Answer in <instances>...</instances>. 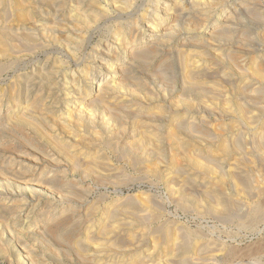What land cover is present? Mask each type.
Masks as SVG:
<instances>
[{"label": "rangeland", "instance_id": "obj_1", "mask_svg": "<svg viewBox=\"0 0 264 264\" xmlns=\"http://www.w3.org/2000/svg\"><path fill=\"white\" fill-rule=\"evenodd\" d=\"M109 1L87 29L64 22L66 34L0 55V264H264V0H203L199 19L180 18V0ZM142 51L148 62L133 61ZM53 59L62 115L17 86ZM69 112L97 133H63Z\"/></svg>", "mask_w": 264, "mask_h": 264}, {"label": "bare ground", "instance_id": "obj_2", "mask_svg": "<svg viewBox=\"0 0 264 264\" xmlns=\"http://www.w3.org/2000/svg\"><path fill=\"white\" fill-rule=\"evenodd\" d=\"M114 1H117V0H114ZM113 1V2H114ZM118 1H120V3L122 2L124 5H122V6H124L125 7V5H127L128 4V2H129V0H118ZM117 1V2H118ZM172 1V0H171ZM179 1V0H178ZM177 1V2H178ZM181 1V3H185V5H187V3L189 4L188 5V8H186V9H184L183 7L182 8H180V6H182V4H180L179 6H178V8H179V14H177L178 16H180V18L181 17H189V16H194L195 18H197V19H199L198 17L201 15H205V14H203V12H202V14L201 13H194V9L196 8V4H201V3H203V0H180ZM216 2L215 0H212V4L214 3V2ZM110 2V1H109ZM111 2H112V0H111ZM110 2V3H111ZM131 2V4H132V0L130 1ZM166 2V1H165ZM176 2V3H177ZM201 2V3H200ZM171 3H174V0L171 2ZM204 3H207V1L206 2H204ZM211 3V2H210ZM114 4V3H113ZM118 4H119V2H118ZM178 4H179V2H178ZM207 4H209V2L207 3ZM116 5H117V3H116ZM0 6H2V9H4L2 12H1V17H0V19H3L4 21L3 22H1L0 23V55L1 56H3V57H6V58H9L12 54H13V52L15 51V50H18V49H21V48H26V47H28V46H30V49L31 48H34L35 47V49H36V45L38 44H36V42H40V41H42V40H53L54 38H55V36H57V34L58 35H60V34H66V30H64L63 28V26H64V24L65 23H68V24H70V25H74L75 24V27H81V29H83L84 27H88L89 26V23H91L93 20H95L96 19V17L97 16H99L100 14V16H102V14H103V10L101 9L102 7H101V4L99 3V0H0ZM103 6V5H102ZM128 6V5H127ZM177 6H175V4H174V6L173 7H176L177 8ZM199 6V5H198ZM7 7L8 8H10L11 9V13H9V14H11V16L10 15H7V13L9 12V11H6L7 10ZM123 7V9L125 10V8ZM155 7V6H154ZM187 7V6H186ZM216 7H218V6H216ZM221 7V6H220ZM120 8V7H119ZM122 8V7H121ZM127 8V7H126ZM129 8V7H128ZM127 8V9H128ZM161 8V7H160ZM103 9H105V8H103ZM118 9V8H117ZM126 9V10H127ZM159 9V8H158ZM174 9V8H173ZM201 9V8H200ZM120 10V9H119ZM174 10H176V9H174ZM174 10H172V11H174ZM214 10V9H213ZM172 11L170 12V13H172ZM199 11H201V10H199ZM106 12V11H105ZM104 12V13H105ZM154 12V11H153ZM204 12L206 13V11L204 10ZM158 13L160 14V12L158 11ZM166 13V12H165ZM169 13V12H168ZM168 13H166V14H168ZM197 14H200L198 17H197ZM206 14H208V13H206ZM213 14V13H212ZM104 15V14H103ZM152 15V14H151ZM171 16H175L176 14L175 13H172V14H170ZM209 15H211V14H209ZM216 15V14H215ZM10 16V17H9ZM158 16V15H157ZM160 16V15H159ZM159 16H158V18H159ZM167 16V15H166ZM177 16V17H178ZM208 16V15H207ZM217 16V15H216ZM223 16H225V17H227L225 14L223 15ZM103 17V16H102ZM165 17V16H164ZM168 17V16H167ZM203 17V16H202ZM210 17V16H209ZM224 17V18H225ZM230 17V16H229ZM229 17H227V18H229ZM100 18V17H99ZM156 18V17H155ZM175 18V17H174ZM173 18V19H174ZM163 19V18H162ZM176 19V18H175ZM187 19V18H186ZM194 19V18H193ZM201 19V18H200ZM230 19V18H229ZM158 19H155V23H156V21H157ZM168 20V19H167ZM167 20H164L163 19V21H160V23H161V25L160 26H158L157 28H153V30L154 31H151V36H157V38L159 39H161L162 37H163V35H162V26H164V25H166L167 24ZM177 20V19H176ZM180 20V19H179ZM191 20V18L189 19V21ZM206 20V19H205ZM226 21H224L223 23L224 24H228V22L229 21H227L228 19H225ZM175 21V20H174ZM194 21V20H193ZM65 22V23H64ZM95 22V21H94ZM131 22H133V21H131ZM196 22V21H195ZM200 22V21H199ZM204 22V21H203ZM202 22V23H203ZM207 21H205V23H206ZM209 22V21H208ZM213 22V21H212ZM211 22V23H212ZM28 23H31V24H28ZM215 23H217V22H215ZM230 23V22H229ZM25 24H28L27 26L25 25ZM131 24H133V23H131ZM138 24V23H137ZM77 25V26H76ZM91 25V24H90ZM139 25V24H138ZM158 25V24H157ZM169 25V24H168ZM174 25V24H173ZM195 25V24H194ZM196 25H199V24H196ZM228 25H230V24H228ZM128 26V25H127ZM153 26V25H152ZM156 26V25H155ZM203 26H205V24L204 25H202V28H204ZM209 26V25H208ZM69 27V26H68ZM67 27V28H68ZM129 27V26H128ZM131 27V26H130ZM210 27V26H209ZM223 27H226V25L225 26H223ZM229 27V26H228ZM73 28V27H72ZM137 28V27H136ZM152 28V27H151ZM151 28H149L150 30H152ZM71 29V27L69 28V30ZM76 29V28H75ZM81 29H79V30H81ZM84 29H87V28H84ZM126 29V28H125ZM131 29V28H130ZM148 29V30H149ZM170 29V28H169ZM168 29V30H169ZM223 29V28H222ZM228 28H225L224 30H227ZM230 29V28H229ZM78 30V31H79ZM117 30V29H116ZM72 31H74L73 29H72ZM172 31V30H171ZM77 32V31H76ZM121 32V31H120ZM125 32V31H124ZM128 32V31H127ZM173 32V31H172ZM224 32V31H223ZM71 33H73V32H71ZM126 33V32H125ZM178 33V32H177ZM216 34V33H215ZM224 34V33H223ZM133 35V34H132ZM235 35V34H234ZM258 35V34H257ZM260 35V34H259ZM64 36V35H63ZM70 36V35H69ZM127 36V35H126ZM133 36H135V35H133ZM150 36V37H151ZM155 36V37H156ZM247 36V35H246ZM261 36H262V34H261ZM39 37H41V39H40V41H37L38 40V38ZM80 37V36H79ZM169 37V36H168ZM170 37H171V35H170ZM245 37V36H244ZM192 38V37H191ZM63 39V38H62ZM158 39H156L157 40V42H156V40L154 41V42H156V43H158ZM253 39V38H252ZM166 40V39H165ZM190 40V42H191V39H189ZM188 40V41H189ZM54 41H56V40H54ZM74 39L72 38V37H69V38H65V39H63V42H65V44L67 43V45L68 44H73L74 43ZM79 41V40H78ZM125 41V40H124ZM127 41H129V40H127ZM131 41V40H130ZM133 41V40H132ZM132 41H131V43H132ZM164 41V40H163ZM61 42V41H60ZM59 42V43H60ZM135 42V41H134ZM159 42H160V40H159ZM184 42H185V40H184ZM124 43H127L128 44V42H124ZM123 43V44H124ZM186 43V42H185ZM81 44V43H80ZM130 44V43H129ZM154 44V43H153ZM153 44H151V46L153 45ZM159 44V43H158ZM157 44V45H158ZM49 45V44H48ZM78 45V44H77ZM160 45V44H159ZM134 46V45H133ZM161 46V45H160ZM190 46V45H189ZM188 46V47H189ZM264 46V45H263ZM66 47V46H65ZM125 47L127 48V46L125 45ZM154 47V46H153ZM29 48V47H28ZM68 48V47H67ZM76 48V47H75ZM79 49V48H78ZM144 49V48H143ZM153 49V48H152ZM151 49V50H152ZM68 50V49H67ZM33 51V50H32ZM75 51V50H74ZM140 51V50H139ZM148 51V50H147ZM22 52H23V50H22ZM70 52V51H69ZM78 52V51H77ZM149 53V52H148ZM148 53H145V51L143 52H140V53H137V57H136V59L134 58V60L133 61H135V60H137L136 62H138V61H143V63H141V64H144V61L145 60H147L148 58H150V55H152V54H148ZM185 53V52H184ZM35 54V53H34ZM73 54H75V53H73ZM136 53H134V55H135ZM139 54V55H138ZM107 55V54H106ZM110 55V54H109ZM133 55V56H134ZM48 56V55H47ZM132 56V55H131ZM132 56V57H133ZM187 56V55H186ZM235 56V55H234ZM111 57V56H110ZM189 57V56H188ZM202 57V56H201ZM208 57V56H207ZM11 58V57H10ZM236 58V57H235ZM258 58V57H257ZM1 59V58H0ZM50 59V58H49ZM48 59V60H49ZM130 59H132V58H130ZM186 59V58H185ZM192 59V58H191ZM47 60V61H48ZM54 60V59H53ZM187 60V59H186ZM202 60V59H201ZM12 61V60H11ZM50 61V60H49ZM131 61V60H130ZM1 62V61H0ZM146 62V61H145ZM147 62H148V60H147ZM191 63V62H190ZM133 64V63H132ZM44 65V64H43ZM63 65H64V63L63 62H60L59 61V59L58 60H54L53 62H50V64H47V63H45V65L43 66V68H41V69H39V71H37L36 70V72L34 71V73H32L31 74V76L29 75V76H25L24 78H22L21 80H19V78H17L19 81H18V83H17V86H18V88L19 89H22V91H25L26 92V94H29V91H32V90H38V91H40V93H41V91H43L44 90V92L46 93V98L45 97H43V98H45L46 100H51V102L49 101V104H47V107H45V112L48 114V113H52V114H58L59 113V115H62L63 114V109L62 108H58V107H56V105L57 104H59V100H58V98L55 96V95H57L58 93H56L55 94V89L57 88V83H54V81H57V79L56 78H58L57 76H58V74H60L61 73V75H62V69H63ZM259 65V64H258ZM132 67L134 66V64L133 65H131ZM140 66V65H139ZM188 66V64L186 65V67ZM255 67V66H254ZM253 67V68H254ZM36 68V67H35ZM1 69V68H0ZM187 69H188V71H189V67H187ZM66 70V69H65ZM89 71V70H88ZM120 71V70H119ZM187 71V72H188ZM195 71V70H194ZM257 71V70H256ZM261 71V70H260ZM199 72V71H198ZM84 72H82V74H83ZM86 73H88V72H85V75H86ZM206 73V72H205ZM261 73V72H260ZM187 74H189V72L187 73ZM193 74V73H192ZM192 74H190V76H193ZM258 74V73H257ZM60 75V76H61ZM84 75V77H87V76H85ZM89 75V74H88ZM153 75V74H152ZM255 75V74H254ZM261 75V74H260ZM259 75V76H260ZM125 76H128V75H126L125 74ZM202 76V75H201ZM207 76V75H206ZM90 77V76H89ZM89 77H88V81H86L85 83H86V85H89V83H91L92 81H91V79H89ZM130 77V76H129ZM171 77V76H170ZM187 77H188V75H187ZM195 77V76H194ZM62 78H63V75H62ZM188 78H190V77H188ZM192 78V77H191ZM206 78V77H205ZM254 78V77H253ZM60 79V78H59ZM123 79V78H122ZM121 79V80H122ZM136 79V78H135ZM187 79V78H186ZM262 79H264V78H262ZM62 80V79H61ZM95 80V79H94ZM94 80H93V82H94ZM124 80V79H123ZM126 80V79H125ZM127 80H129V78L127 79ZM161 80V79H160ZM91 81V82H90ZM130 81V80H129ZM192 81V80H191ZM190 81V82H191ZM259 81H260V79H259ZM258 81V82H259ZM67 82V80L65 79V83ZM60 83V82H59ZM82 83H84V80H83V82ZM133 83V82H132ZM143 83V82H142ZM184 83V82H183ZM188 83V82H187ZM193 83H194V81H193ZM69 85V83H66L65 85ZM80 84V83H79ZM98 84V83H97ZM14 85V84H13ZM68 85H67V87H68ZM191 85V84H190ZM199 85V84H198ZM203 85V84H202ZM60 86H62V82H61V84H60ZM193 86V85H192ZM53 87H56V88H53ZM67 87H65L64 89L65 90H68V88ZM76 87V86H75ZM186 87V86H185ZM197 87V86H196ZM100 88V87H99ZM110 88V87H109ZM108 88V89H109ZM114 88V87H113ZM116 88V87H115ZM63 89V90H64ZM72 89H74V88H72ZM117 89V88H116ZM91 90V89H90ZM100 90H101V88H100ZM99 90V91H100ZM104 89H103V87H102V90L101 91H103ZM237 90V89H236ZM14 91V90H13ZM62 91V90H61ZM104 91H106V90H104ZM111 91H112V89H111ZM110 91V92H111ZM201 91V90H200ZM231 91V90H230ZM241 91V90H240ZM10 92V91H9ZM34 92V91H33ZM76 92V91H75ZM233 92V91H232ZM44 93V94H45ZM104 93V92H103ZM109 93V92H108ZM14 94V93H13ZM61 94V93H60ZM66 94V93H65ZM90 94H92V92L90 91L89 92V94L88 95H90ZM42 95V94H41ZM87 95V96H88ZM107 94H105V96H106ZM12 97V96H11ZM36 97V96H35ZM64 97V96H63ZM66 97V96H65ZM64 97V98H65ZM107 97V96H106ZM206 97V96H205ZM28 98V97H27ZM67 98V97H66ZM83 98V97H82ZM102 98H104V95H102ZM241 98V97H240ZM98 99V98H97ZM105 99V98H104ZM18 100V99H17ZM34 101V100H33ZM44 100H42V102H43ZM106 101V100H105ZM17 102V101H16ZM46 102V101H45ZM45 102H43V103H45ZM100 102V101H99ZM102 102H104V101H102ZM32 103V102H31ZM34 104V103H33ZM46 104V103H45ZM91 104V103H90ZM107 104V103H106ZM36 105V104H35ZM38 105H40L39 103H38ZM62 105H63V103H62ZM62 105H60V107L62 106ZM65 106H67V105H65ZM36 107V106H35ZM42 107H44V106H42ZM56 107V108H55ZM87 107V106H86ZM105 107H106V105H105ZM225 107V106H224ZM32 109H33V107H32ZM35 109V108H34ZM43 109V108H42ZM85 109V108H84ZM157 109V108H156ZM38 110V109H37ZM41 110V109H40ZM87 110V109H86ZM229 110V109H228ZM244 110V109H243ZM44 111H42V112H44ZM126 111V110H125ZM159 111V110H158ZM40 112V111H39ZM39 112H38V114H39ZM162 112V111H161ZM34 113V112H33ZM70 113V112H69ZM82 113V112H81ZM84 113V112H83ZM90 113V112H89ZM71 114L72 113H70V116H71ZM168 114V113H167ZM31 115H34V114H31ZM46 115V114H45ZM69 115V114H68ZM82 114H79L78 112H77V114H73L71 117L73 118V120H74V123H72V125H66V126H63V133H69L70 135H73V136H75L76 138L78 137V135H77V131L81 128V130H82V128H83V130H85V132L86 131H92L93 133H97V127H98V125L95 123V121H93V119L94 118H92V120L90 119V118H88L89 119V121H88V119H85V117H87V116H85V117H83V115L81 116ZM89 115V114H88ZM90 115H91V113H90ZM109 115H110V113H109ZM37 116V115H36ZM121 116V115H120ZM20 117V116H19ZM31 117H33V116H31ZM49 117H50V115H49ZM56 117V116H55ZM110 117V116H109ZM154 117V116H153ZM52 118V117H51ZM67 118V117H66ZM68 118H70V117H68ZM67 118V119H68ZM120 118V117H119ZM165 118V117H164ZM63 119V121H64V118H62ZM105 119V118H104ZM138 120V119H137ZM43 121V120H42ZM42 121H36V119L35 120H33L32 118H31V120L28 118H25V117H23L22 116V118H20V124H22L23 126L24 125H31V127L32 128H34V130L36 129V131H44L43 130V127L44 126H42ZM133 121H135V120H133ZM54 122V121H53ZM59 122V121H58ZM69 122V121H68ZM7 123V122H6ZM66 124H68V123H66ZM99 124V123H98ZM109 124V123H108ZM120 124V123H119ZM153 124V123H152ZM156 124V123H155ZM26 125V126H27ZM61 125H63V124H61ZM144 125V124H143ZM13 126V125H12ZM106 126V125H105ZM136 126V125H135ZM147 126V125H146ZM156 126V125H155ZM47 126H45V128H46ZM62 127V126H61ZM141 127V126H140ZM18 128H20V127H18ZM26 128H28V127H26ZM47 128H49V127H47ZM58 128V127H57ZM123 128V127H122ZM14 129V128H13ZM16 129H17V127H16ZM109 129H110V127H109ZM119 129V128H118ZM142 129V128H141ZM160 130V129H159ZM186 130V129H185ZM20 131V130H19ZM22 131V130H21ZM35 131V132H36ZM61 131V130H60ZM88 131V132H89ZM99 131V130H98ZM143 131V130H142ZM161 131V130H160ZM159 131V132H160ZM37 132V133H38ZM45 132V131H44ZM136 132V131H135ZM157 132V131H156ZM158 132V133H159ZM49 133V132H48ZM125 133V132H124ZM158 133H156V134H158ZM161 133V132H160ZM42 134H44V133H42ZM50 134V133H49ZM48 134V135H49ZM62 134V133H61ZM81 134V133H80ZM92 134V133H91ZM151 134V133H150ZM150 134H148V135H146V136H149ZM167 134V133H166ZM63 135V134H62ZM99 135H100V133H99ZM153 135H155V134H153ZM159 135V134H158ZM161 135H162V133H161ZM157 136L158 138L159 137H163V136ZM169 135V134H168ZM177 135V134H176ZM82 136V135H81ZM104 136V135H103ZM139 136V135H138ZM137 136V137H138ZM167 136V135H166ZM171 136V135H170ZM68 137V136H67ZM71 137V136H70ZM88 137V136H87ZM112 137V136H111ZM174 137H177V136H174ZM42 138H43V136H42ZM56 138V137H55ZM98 138V137H97ZM148 138H151V137H148ZM156 138V137H155ZM164 138V137H163ZM162 138V139H163ZM166 138V137H165ZM171 138V137H170ZM181 138V137H180ZM83 139V138H82ZM152 139V138H151ZM160 139V138H159ZM162 139H160V140H162ZM169 138H167V139H165V140H168ZM179 139V138H178ZM41 140V139H40ZM78 140V139H77ZM88 140V139H87ZM90 140V139H89ZM144 140H149V139H143L142 141L144 142ZM153 140H157V138L156 139H153ZM159 140V141H160ZM171 140V139H170ZM169 140V141H170ZM181 140H182V138H181ZM79 141V140H78ZM92 141V140H91ZM164 141V140H163ZM162 141V142H163ZM172 141L173 142H176V141H174V138L172 137ZM172 141H170V142H172ZM54 142H56V141H54ZM65 142V141H64ZM79 142H81V143H79L80 145H82V144H84L83 143V141L81 140V141H79ZM86 142V141H85ZM89 142V141H88ZM148 142V141H147ZM146 142V143H147ZM149 142H150V140H149ZM155 143H156V141H154ZM153 142V143H154ZM161 141H160V143H162ZM166 141H164V143H165ZM179 142V141H178ZM59 143V142H58ZM145 143V144H146ZM158 143V142H157ZM159 143V144H160ZM180 143V142H179ZM62 144V143H61ZM65 144V143H64ZM72 144V143H71ZM151 144H152V142H151ZM151 144H149V145H151ZM163 144V143H162ZM162 144H160L161 146H162ZM170 144V143H169ZM176 144H178V143H176ZM182 144V143H181ZM73 145V144H72ZM140 145V144H139ZM147 145V144H146ZM156 144H154V146H155ZM160 145H157V148H158V146H160ZM164 145H167V142L164 144ZM180 145V144H179ZM182 145H184V144H182ZM182 145H180V146H182ZM59 146V145H58ZM58 146H57V148H58ZM65 146H66V144H65ZM152 146H153V144H152ZM173 146H174V144H173ZM74 147V146H73ZM79 147V146H78ZM151 147V146H150ZM169 147V146H168ZM175 147V146H174ZM62 149L61 150H63V147H61ZM87 148V147H86ZM96 148V147H95ZM141 148V147H140ZM153 148H155V147H153ZM156 148V149H157ZM169 148H171V147H169ZM178 148H180V147H178ZM184 148V147H183ZM66 149H67V147H66ZM69 149H71V148H69ZM78 149V148H77ZM100 149V148H99ZM131 149V148H130ZM150 149V148H149ZM167 149L168 148H166V151H167ZM171 149H173V148H171ZM175 149H177L176 147H175ZM175 149H173V150H175ZM181 149V148H180ZM180 149H178V150H180ZM232 149V148H231ZM61 150H58V151H61ZM172 150V152H174ZM177 150V151H178ZM226 150V152H225V155H226V153H228L227 152V150L228 149H225ZM65 152L66 151H68L69 152V150H64ZM88 151V150H87ZM132 151V150H131ZM152 151H154V150H152ZM163 151H164V148H163ZM176 151V152H177ZM181 152H182V149L180 150ZM229 151V150H228ZM63 152V151H62ZM82 152V151H81ZM136 152V151H135ZM230 152V151H229ZM84 153V152H83ZM105 153V152H104ZM175 153V152H174ZM179 153V152H178ZM183 153V152H182ZM186 153V152H185ZM67 154V153H66ZM161 154V153H160ZM181 154V153H180ZM73 155V154H72ZM89 155V154H88ZM228 155H230V154H228ZM227 155V156H228ZM66 156V155H65ZM80 156V155H79ZM178 156V155H177ZM68 157H70V156H68ZM72 157V156H71ZM182 157V156H181ZM73 158V157H72ZM75 158H76V156H75ZM81 158V157H80ZM79 158V159H80ZM93 158V157H92ZM62 159V158H61ZM149 159V158H148ZM72 160V159H71ZM74 160V159H73ZM81 160V159H80ZM169 160H171V159H169ZM98 161V160H97ZM96 162V161H95ZM71 163V162H70ZM94 163V162H93ZM97 163V162H96ZM147 167V166H146ZM95 168V167H94ZM3 169V168H2ZM89 170H91V169H89ZM47 171V170H46ZM50 171V170H49ZM148 171V170H147ZM170 171V170H169ZM27 174V173H26ZM84 174V173H83ZM40 176H41V174H40ZM43 179V178H42ZM249 181H251L252 183L251 184H258V182H260V181H258V179H254L252 176H250L249 177ZM246 182V181H245ZM247 183V182H246ZM250 184V183H249ZM41 186H43V185H41ZM49 187V186H48ZM256 188V187H255ZM43 189L46 191V192H50V189L49 188H47V187H43ZM35 190V189H34ZM41 192V191H40ZM39 192V193H40ZM7 193V192H6ZM42 194V193H41ZM219 199V198H218ZM222 201V200H221ZM2 203V202H1ZM224 203V202H223ZM219 205H221L220 203H219ZM221 207V206H220ZM3 208V207H2ZM215 208V207H214ZM228 208V207H227ZM216 209V208H215ZM224 210H225V208H224ZM221 211V210H220ZM11 212V211H10ZM222 212V211H221ZM228 212V211H227ZM259 212V211H258ZM223 214H225V212H223ZM253 214H254V212H253ZM226 215V214H225ZM10 217V216H9ZM13 218V217H12ZM65 222V221H64ZM108 224V223H107ZM56 225V224H55ZM56 228H58V227H56ZM61 229H62V227H60ZM59 228V229H60ZM106 228V227H105ZM108 228V227H107ZM55 229V228H54ZM53 229V230H54ZM53 230H52V232H53ZM57 231V230H56ZM101 231H102V229H101ZM104 231H106V230H104ZM24 232V231H23ZM52 232H51V235H52ZM55 232V231H54ZM58 232V231H57ZM56 232V233H57ZM100 232V231H99ZM113 232V231H112ZM25 233V232H24ZM56 233H54L53 235H56ZM101 233V232H100ZM99 233V234H100ZM108 233V232H107ZM106 233V234H107ZM58 234V233H57ZM87 234V233H86ZM85 234V235H86ZM104 234V236H105V233H102V235ZM110 234V233H109ZM17 235V234H16ZM58 235H60V233L58 234ZM67 235V234H66ZM93 235V234H92ZM101 235V234H100ZM2 236V235H1ZM62 236L63 235H61V236H59V237H61L62 238ZM91 236V235H90ZM107 236V235H106ZM16 237V236H15ZM56 237V236H55ZM58 237V238H59ZM87 237V236H86ZM93 237V236H92ZM100 237V236H99ZM57 238V239H58ZM65 238V237H64ZM94 238V237H93ZM96 238V237H95ZM103 239H104V237H102ZM60 239V238H59ZM88 239H91V238H88ZM87 239V240H88ZM100 239V238H99ZM171 239V238H170ZM62 240H65V239H62ZM61 240V241H62ZM69 241H71L72 239H68ZM42 241V240H41ZM90 241V240H89ZM91 241H93V239L91 240ZM107 241V240H106ZM105 241V242H106ZM162 241V240H161ZM9 242V241H8ZM73 242H76V241H73ZM88 242V241H87ZM71 243V242H70ZM46 244V243H45ZM76 244H78V242L77 243H75V245H74V249H76ZM83 244V243H82ZM82 244H80V242H79V245H82ZM90 244V243H89ZM72 245V244H71ZM70 245V246H71ZM79 245H77V246H79ZM97 245V244H96ZM95 245V246H96ZM102 245V244H101ZM73 246V245H72ZM83 247H84V245H82ZM85 246H86V244H85ZM83 247H78L79 248V250L80 249H82ZM103 247H105V246H103ZM71 248V247H70ZM73 249V250H74ZM86 249V248H85ZM84 249V250H85ZM77 250V249H76ZM87 250V249H86ZM98 250H100V249H98ZM98 250H96V251H98ZM102 250V249H101ZM100 250V251H101ZM105 250V249H104ZM259 250V249H258ZM261 250V249H260ZM9 251V250H8ZM82 251V250H81ZM5 252V251H4ZM74 252H76V251H74ZM77 252H79L78 250H77ZM77 252H76V254H77ZM93 252V251H92ZM79 253H81V252H79ZM99 253V252H98ZM233 253V252H232ZM7 254V253H6ZM85 254V253H84ZM107 254V253H106ZM104 255V254H103ZM95 256V255H94ZM22 257V256H21ZM20 257V258H21ZM25 258H27V257H25ZM29 259V258H28ZM28 259H26L27 260V262H28ZM24 260V259H23ZM35 261V260H34ZM28 263H30L31 264V262H28ZM122 264V263H121Z\"/></svg>", "mask_w": 264, "mask_h": 264}]
</instances>
